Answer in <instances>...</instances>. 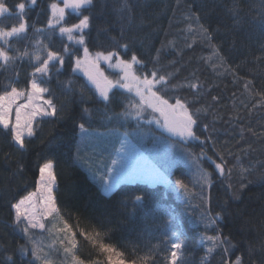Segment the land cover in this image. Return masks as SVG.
Masks as SVG:
<instances>
[{
    "label": "trees",
    "instance_id": "16d2710c",
    "mask_svg": "<svg viewBox=\"0 0 264 264\" xmlns=\"http://www.w3.org/2000/svg\"><path fill=\"white\" fill-rule=\"evenodd\" d=\"M17 2L20 0H8L10 6ZM51 2L52 0H38L37 6L33 7L26 17L30 25L34 23L35 28L45 29L43 33H35L30 26L25 40L17 42L10 38V44L13 45L10 51L13 55L16 48L23 50L27 47L30 53L39 52L43 59L46 58L47 51L64 54L63 45L65 44L73 49L79 47L68 41L66 36L60 35L59 26L54 33L47 29V21L51 15L48 5ZM167 3L170 9L176 8L175 15L171 10L166 13L162 11L164 5L161 0H139L140 7L135 10L134 24L140 25L141 18L144 24L133 32H129L128 35H136L139 39H144L145 43L151 44L153 48L160 47V42L166 38L165 33H167V39L179 38V30L185 26L182 22L183 5L177 6L176 0H167ZM248 3L258 5V0H247L243 5L245 12L249 11ZM94 5L91 10L93 13L92 28L88 37L90 51L93 53L98 50L110 51L112 48L108 45L107 36H119L116 15L112 12L111 4L104 7L103 11H101L100 0H94ZM218 15L223 16L222 9L217 8L213 13V27ZM79 18L82 17H77L75 12L66 14V26L78 23ZM16 23H18L16 18L0 20V24L13 25ZM102 28L108 29L107 34L100 31L98 35V29ZM241 38L242 33H238L235 50H230L231 35L226 39L224 37L219 39L223 40L224 54L233 66L247 57L249 63L242 64L238 74L241 77L253 79L250 70L255 69V65L251 61L253 55L259 54L258 48L262 41L259 37H254L250 45L245 41V46L242 47ZM38 40L42 41V45H36ZM97 42L103 47H96ZM44 45L47 48H44ZM136 51L145 60L148 59L147 54L139 45L136 46ZM78 54L82 56V49ZM121 55L124 56L122 50ZM206 55H208L207 49L193 44L192 48L184 49L182 58L169 56L164 62L167 63V60L173 58L179 61L176 67L181 70L176 75L181 81L185 78L191 81L193 73L198 78L202 86L201 99L195 106H211L209 111L202 115L201 121L209 124L210 131L215 128V131L211 132L212 140H209L203 147L209 156H213L219 162L215 156L216 152L228 149L234 154H239V149L246 146L243 141L237 143L241 140V126L245 128L251 126L258 134L260 133V125L264 124V115H262L264 109L252 110L249 114L251 103L247 94L243 93V81L234 83L232 75H218L213 72L201 61V57ZM74 62L75 56L69 62L68 56L65 55V64L60 72L56 73L55 69H52L50 79L42 84L50 90L45 93L44 98H53L59 110L58 115L62 118H44L42 121L39 118L37 121L40 122L34 124L36 135L26 140V150H18V146L10 142V137L0 130V249L6 248L7 254L14 257L16 264H27V261L20 260L16 251L17 246L24 244L25 240L18 230L14 231L11 227L10 204L35 190V180L39 175L38 165L52 160L54 173L60 186L59 191L56 192L59 216L67 221L75 232L82 230L97 236V244H93L76 234L77 254L86 261V264L97 260L106 264V257L100 253L98 248L100 243L111 244L117 251L124 252L126 260L133 255L135 257L147 255L150 264H166L165 257L170 256L173 242H182L185 245L182 250L183 264H222V254H213L205 260L206 246L201 243L204 227L198 218L203 215L204 210L199 206L202 201L199 195L197 173L200 142H189L185 149L179 146L173 148L171 141L177 138L171 137V134L156 124L149 125L142 121L139 126L140 131L137 132L133 131L137 127L134 120L129 121L127 126H121L124 121L104 120L102 112L92 113L93 123L92 128L89 129L92 135L82 140L78 128V124L84 122L79 119L82 108L103 109L104 105L96 103L98 94L95 93L94 87L87 78L72 70ZM35 66H39L35 60L25 57L17 60L14 65L8 66L7 70L0 68V93L6 85L10 84L17 88H29L30 73L34 71ZM148 67L151 68V64ZM167 70L172 71L173 69L169 67ZM260 71L261 69H256L255 90L264 87V79L259 75ZM16 73L19 75L17 76ZM108 74L114 78L116 73L108 72ZM68 81H71L70 85ZM82 87H84L83 95L86 103L80 102ZM67 88H71V91ZM7 90L10 91V87ZM176 94L186 97L189 101L193 98V93L187 89H182ZM213 96L219 98L217 102L212 101ZM241 101L247 103L248 108H244ZM114 111L120 112L121 107L114 106ZM108 114L112 115L111 112ZM125 131L130 133L133 140L144 141L142 145L139 143L143 148H139L146 156L147 153L155 155L154 163L171 179L170 186L162 183L151 184L148 181H125L121 182L111 193H107L90 177L82 166L87 155L101 153L107 156L109 153H114V149L121 146L122 140L129 141L123 135ZM206 135L208 133L202 135L201 139L203 140ZM244 135L247 143H250L256 151L251 152L249 156H241L242 162L247 165L250 160H264V139L253 138L247 132ZM98 138L99 146L94 151L89 145L97 144ZM78 146L79 153H77ZM5 153L10 154V159L7 161ZM76 157L78 159L74 166ZM228 159L231 162L233 157H228ZM18 163L24 165V171L21 174H15ZM203 167L213 173L214 181L213 188L208 189L206 195L214 198L219 205H222L224 200H228L227 213L221 229L223 235H231L234 243L239 242V247L234 254L242 253L245 240L253 241L254 246L258 247L259 244L255 242L264 241V237H257L255 232L249 229L256 228V231H259V225L261 221H264V183L259 182L257 174L254 173L249 177L253 183L248 184V187L244 189L240 200L234 201L226 195L227 181L222 183L223 178L214 171V165L205 161ZM177 179L184 180L188 185V191L195 195L191 198L185 196L175 184ZM231 182L238 186L239 176L234 174ZM133 194H143V204L135 209H132L131 205L125 208L127 197ZM219 210V207L215 208V211ZM245 220L250 223L245 231H241ZM46 232L48 231L43 233ZM173 232L177 235L173 236ZM40 234L34 232V238ZM207 234L213 233L209 230ZM3 255L4 253L0 252V259H3ZM58 258L63 259L61 255ZM261 258V254L256 253L251 259L259 261ZM28 259H31V256ZM245 264H250L247 257Z\"/></svg>",
    "mask_w": 264,
    "mask_h": 264
},
{
    "label": "snow or ice",
    "instance_id": "6c2138e0",
    "mask_svg": "<svg viewBox=\"0 0 264 264\" xmlns=\"http://www.w3.org/2000/svg\"><path fill=\"white\" fill-rule=\"evenodd\" d=\"M164 7L163 12L169 10L175 15L176 8H169L167 0H161ZM247 0H176V5H183L184 12L183 23L184 27L179 30V38L165 39L160 42L159 48H153L151 44H146L144 39H139L136 35H128L143 26L144 21L141 18L140 25L134 24L136 19V8L140 7L139 0H100L104 7L111 4L112 12L116 15L117 23L119 24V36H107L108 45L112 48L110 51H90L88 37L92 28L94 0H62L63 6L56 0L48 5L51 10V15L47 21V29L52 33L59 26L61 36H66L68 41L73 42L79 47L70 48V45H63V53L57 51H47L46 58L41 57L39 52L30 53L28 48L23 50L16 48L13 55L10 49L13 45L10 44V38L17 42L27 38L28 29L31 26L35 33H43L45 29L35 28L34 23L29 24L26 19L31 9L38 4V0H20L14 5H9L8 0H0V20L16 18L18 23L13 25L0 24V68L7 70L8 66L14 65L17 60H22L25 57H30V60H35L39 66H35L34 71L30 73V87L27 89L17 88L14 85H6L2 93H0V130L10 137V142L18 146V150H26V138L30 139L36 135L34 123H39L36 118L39 116L41 121L44 118H57V105L53 102V98L44 99L43 94L50 90L43 87L42 84L50 79V71L55 69L56 73L65 64V55L68 56L71 62L75 56L74 72L79 70L87 77L88 82L94 86L95 93L98 94L96 103H103L104 107L90 109L82 108L80 120L78 124L79 133L83 140L86 136L92 135L89 129L92 128V113L102 112L103 119L107 121L115 120L117 122L124 121L121 126H127L129 121L134 120L137 127L133 131H140L141 122L147 124H156L159 128L171 134V137L177 139L172 140L173 148L179 146L185 149L189 142L199 141L201 145L200 155L197 157V173L199 195L203 208V215L198 219L203 224L204 233L201 234V243L206 246L205 260L213 254H222V264H245L246 257L250 260V264H264V241L257 240L259 246H254L253 241H244V249L240 255H235V250L239 247V242L234 243L231 235H223L221 224L224 221L227 213L228 200H224L222 205L216 203L215 199L206 195L208 189L213 188L214 181L213 173L203 167V162L207 161L214 165V171L227 181L225 193L229 199L238 201L241 199V193L248 187V184L253 183L250 176L257 174L258 180L264 183V160L249 161L246 165L242 162L241 156H249L256 149L245 139V132L253 138L264 139V124L260 125L261 131H257L249 126H241L240 138L246 145L239 149V154H234L231 150L225 149L223 152H216L214 159L204 151V145L209 140H212L211 132L215 131L207 123H202L201 117L209 111L210 105L196 107L201 99V85L198 78L193 73V79L189 81L185 78L183 81L177 78V73L180 68L176 67L179 61L175 58L164 61L167 57H183L185 48H192L193 44H198L204 49H207L208 55L202 56L201 61L206 64L218 75L230 74L233 77V82L243 81V93L247 94L252 110L264 109V87L260 90H255L254 77L257 74L256 69H261L259 75L264 79V0H258L257 4L248 3L249 11L245 12L243 5ZM217 8L222 9L223 16L217 17L215 26L213 27L212 16ZM71 9L79 18L78 23L67 25L65 19V10ZM87 12L88 14H84ZM254 13V14H252ZM89 30V31H86ZM108 32L107 28L98 29ZM242 33L241 46H245V41L250 45L254 37H259L262 41L259 44L258 55H253L251 63L255 65V69L250 70L253 74V79L239 76V71L242 64L249 63L247 57L241 63H229L228 57L224 54L223 40L231 35L232 43L230 50L236 49V35ZM191 41V42H189ZM182 42V43H181ZM36 45H42V41H36ZM147 54L148 59L145 60L142 55L137 54L136 46ZM96 47H103L97 42ZM47 48L46 45L43 46ZM82 49L83 55L78 53ZM121 50L124 53V58L121 55ZM154 52V54H153ZM101 62L107 64L109 69L115 71V77L110 78L105 75L101 68ZM151 64V68L148 65ZM171 67L173 70L168 71ZM18 76L19 74L16 73ZM68 85L71 81L67 82ZM10 87V91L7 90ZM86 87V86H84ZM84 87L81 88L80 102L86 103L83 95ZM187 89L193 93V98L189 101L186 97L177 95L180 90ZM71 91V88H67ZM27 103L16 105L17 100L25 97ZM258 97V99H257ZM92 99V97H88ZM218 97L213 96L212 101L217 102ZM174 100V102H170ZM43 101V107L39 103ZM244 108H248V104L241 101ZM15 105V114L13 120V107ZM120 106L121 111L115 112L114 106ZM111 112L112 115L108 113ZM264 115V113H262ZM239 119V117H237ZM87 125V126H86ZM151 130V129H150ZM94 131V130H93ZM205 133L208 135L202 140L201 136ZM125 137L130 133L125 131ZM165 139H168L165 137ZM126 140L121 141V147L114 149L117 153L123 152V145ZM95 151L99 146L89 145ZM214 146V145H213ZM79 153V146L77 147ZM102 155V154H101ZM228 157H233L230 162ZM10 159V154L5 153V160ZM78 157L74 158L75 161ZM109 162L103 165L104 172L101 175V181L104 185V190L110 192L112 188L119 182L120 177L125 175V169L128 167L127 157L117 159L109 153ZM141 160H144L141 154ZM145 165L147 161L145 160ZM24 171V165L18 163L15 174H21ZM39 175L35 180L36 191L28 192L15 203L10 204L11 227L14 231L18 230L23 239L24 244L17 246V253L20 260L27 261V264H55L49 254L44 251L42 239L34 238L35 229L41 230V235L44 230H47L51 235L54 230L64 233L62 239H53L52 245L59 243L63 252V259L60 264H86V261L77 254V241L72 227L67 221L59 217V208L57 207L56 192L59 191L57 176L54 173V162L47 160L43 164L38 165ZM100 169L97 168V172ZM115 173V176L113 175ZM239 176V184L234 185L231 182L232 176ZM175 184L183 191V194L188 197H193L195 193L188 191V185L182 179H177ZM144 201L143 194H133L127 197V203L124 207L131 205L132 209L142 205ZM219 207V211L215 208ZM51 218L50 227L45 224V219ZM59 221L63 227H58ZM250 221L245 220L241 226V231H245ZM259 231L256 228L249 229L255 232L257 237H264V221L259 225ZM211 230L213 234H207ZM173 236L177 233L173 232ZM51 247V245H50ZM185 245L182 242L171 243L170 256L165 257L166 264H183V252ZM101 254L106 257V264H150L148 256L135 257L125 259L124 252L117 251L111 244L100 243L98 245ZM3 259H0V264H16V260L12 255L7 254V249L2 248ZM256 253H260L262 258L257 261L251 259ZM31 256V259L28 257ZM234 256V258H233ZM90 264H103L101 261H91Z\"/></svg>",
    "mask_w": 264,
    "mask_h": 264
},
{
    "label": "rangeland",
    "instance_id": "374dc122",
    "mask_svg": "<svg viewBox=\"0 0 264 264\" xmlns=\"http://www.w3.org/2000/svg\"><path fill=\"white\" fill-rule=\"evenodd\" d=\"M56 2L60 3L61 7L63 6L62 0H56ZM72 12H73V10L66 9L65 15L72 13ZM74 67H75V62H74ZM101 68L104 70L105 75L112 78V75H109L108 72L109 73L115 72L113 69H109L107 64H105L104 62H101ZM75 72L83 75V72H81L79 70H77ZM44 95H45V93L43 94V96ZM25 103H27L26 96L21 97L19 100H17L16 105H23ZM39 103L41 104L42 107L44 106L43 101H39ZM14 114H15V105L13 107V120H14ZM39 118L40 117L38 116L36 118V120H38ZM27 139L28 138H26V140ZM127 139L129 141L123 145V147H124L123 152L117 153L115 151L114 153L111 154L113 157H115L117 159H121L122 157H125V156L127 157L128 167L125 169L126 174L123 175L122 177H120L119 182L115 185V187L112 188V190L110 192H107V193H111L121 182H125V181L139 180V181H148L151 184L162 183L164 185L170 186L172 183L171 179L165 174L164 171H162L154 163L155 155L151 154V153L148 154L144 150L147 153V156H146L141 151V149L139 148V147L143 148L141 145H142V143H144V141L138 142L136 139L133 140L130 135L127 136ZM141 154L143 155L144 160H141ZM108 157H109V155L105 156V155H101V153H98L96 155H89V156L87 155V158L85 159L84 164H82L83 168L87 171V173L90 175V177L101 187V189L104 192H106V191L104 190V185L101 181V175L104 172V168H103L104 163L105 162L110 163V161L108 160ZM145 160L147 161L148 166L145 165V162H144ZM97 168L100 169L99 172H97ZM113 175L115 176V173ZM33 191H36V188ZM50 221H51V218H46L44 222L47 226L50 227L51 226L49 223ZM53 222L57 223L58 227H63V224L61 222H59V221H53ZM33 231L41 233L40 229H35ZM44 231H47V230H44ZM72 231L75 234H79L83 239H86L87 241L92 242L93 244H97V236L95 234L86 233L82 230L75 232L72 229ZM64 235H65L64 233L57 232L56 230H54L51 235L49 234V232H46V233H43L42 235L40 234L38 236H35V238L38 240L42 239L44 251L49 254L50 258L53 259L55 264H60V261L62 259H59L58 256L61 255L63 257V252H62V248L59 245V243L52 245V241H53V239H58V238L62 239L64 237ZM48 238H50V239H48ZM75 238H76V235H75ZM50 245H51V247H50Z\"/></svg>",
    "mask_w": 264,
    "mask_h": 264
}]
</instances>
